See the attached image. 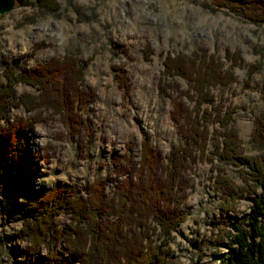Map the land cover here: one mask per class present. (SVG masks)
I'll list each match as a JSON object with an SVG mask.
<instances>
[{
	"label": "rangeland",
	"instance_id": "1",
	"mask_svg": "<svg viewBox=\"0 0 264 264\" xmlns=\"http://www.w3.org/2000/svg\"><path fill=\"white\" fill-rule=\"evenodd\" d=\"M66 55L86 65L82 86L95 94L82 107L80 131L70 134L66 113L24 105L21 97L38 98L40 92L22 82L12 85L17 105L8 107L0 121L39 120L26 130L25 150L9 173L8 192L0 195V264L27 262L32 242L22 238L25 217L19 207L29 196H42L55 186H77L78 194L86 195L85 187L95 179L107 180L110 193L115 183L133 176L124 155L129 152L138 166L145 138L166 165L171 150L184 143L172 100L181 97L189 107L195 105L185 95L194 93L188 82L166 71L170 59L190 62L214 55L232 72L236 81L212 93L232 112L229 127L237 133L240 155L264 163V137L255 132L264 113V21L212 0H16L0 15V84H7L10 70L17 75ZM253 66L257 69L250 73ZM119 68L128 79L127 93ZM218 126H209L206 153L199 152L184 170L178 202L172 205L186 214L183 222L165 236L150 221L154 243L167 252L164 264H221L218 257L232 244L233 225L242 222L241 228L250 230L243 217L261 189L247 165L218 158L215 143L224 146L225 139ZM215 128L222 136L215 138ZM218 169L235 186L227 190L230 194L215 187ZM70 215L63 208L52 217L51 234L59 232L60 239L44 241L34 264H78L64 238Z\"/></svg>",
	"mask_w": 264,
	"mask_h": 264
},
{
	"label": "trees",
	"instance_id": "2",
	"mask_svg": "<svg viewBox=\"0 0 264 264\" xmlns=\"http://www.w3.org/2000/svg\"><path fill=\"white\" fill-rule=\"evenodd\" d=\"M212 1L219 6H230L234 11L251 20L264 21V0ZM166 66L169 75L184 78L194 91L193 94H190V91L189 94H185L195 101L193 108L189 107L181 97L172 100L173 119L180 123L183 129L184 143L171 150L165 165L160 152L151 145L150 140L143 139L138 166L133 164V157L129 152L124 155L127 163L125 167L132 168L133 176H127L121 182L115 183L110 193L107 192V180L95 179L85 187L86 195H79L77 186H73L70 190L65 186H55L42 196H29L23 207L20 206L19 209L25 217L22 238L29 239L32 247L28 251L27 262L19 264H34L33 259L41 244L46 241L49 245L50 239L54 236L53 232L51 234L52 217L63 208L69 209L71 213L70 226L64 238L70 248H74L71 255L76 263L164 264L167 252L154 243L149 232L150 221L160 228L163 235L170 236L185 219L186 214L178 211L177 207L173 208L172 205L178 202L184 170L197 161L199 152L202 151V155L206 153L203 146L210 137L211 124H218V128L224 131V146L220 147L214 142L216 151H219L216 152L218 158L227 163L237 160L238 166L240 162L247 165L254 171L255 185L261 189L253 198L251 212L243 217V220H248L250 230L242 229V222H236L233 225L236 232L233 234L232 244L227 245V250L218 258L221 264H264V222H262L264 163L263 161L252 163L249 158L240 155L236 143L237 133L229 127L232 112L224 107L222 98L217 101L211 90L214 87H226L235 82L236 78L214 55L208 58L206 56L194 58L190 62L170 59L166 61ZM34 68L17 75L10 70L7 84H0V121L6 118L8 107L16 103L12 85L22 82L38 88L40 92L38 98L29 95L21 97L24 105L36 106L37 103L39 106H49L53 110L66 113L69 132L71 135H76L84 123L82 107L95 98L92 89L87 90L82 86L86 65L81 64L78 58L66 55L61 59L41 63ZM256 69L253 66L250 73H254ZM119 70L123 71L121 68ZM118 80L127 93L128 79L123 72L118 76ZM248 80H245L246 85H250ZM205 103L215 105L211 110L202 109L201 106ZM260 118L255 132L264 137V113ZM38 121L32 118L24 121L18 117L12 124H0V129L2 128L0 130V195L8 192L9 173L25 150L26 130ZM213 131L215 138L222 136L218 129L215 128ZM128 147L131 148L130 143ZM217 172L215 187L230 194L227 190L234 191L235 186H232L231 181L222 175V169H218ZM125 185L128 186L127 190ZM139 201L142 203L139 204ZM26 205L27 208H24ZM113 232L115 235H112ZM60 236L58 232L54 237L60 239ZM52 260L55 261L56 257Z\"/></svg>",
	"mask_w": 264,
	"mask_h": 264
},
{
	"label": "bare ground",
	"instance_id": "3",
	"mask_svg": "<svg viewBox=\"0 0 264 264\" xmlns=\"http://www.w3.org/2000/svg\"><path fill=\"white\" fill-rule=\"evenodd\" d=\"M47 66H48V65H47ZM59 68H60V67H59ZM34 69H35V68H34ZM44 69H45V68H44ZM54 69H55V68H54ZM38 70H39V69H38ZM56 79H57V78H56ZM12 80H13V79H12ZM65 84H66V83H65ZM42 85H43V84H42ZM71 91H72V90H71ZM58 103H59V102H58ZM4 116H5V115H4ZM4 119H5V118H4ZM15 121H16V120H15ZM6 128H7V127H6ZM1 129H2V128H1ZM1 129H0V130H1ZM10 130H11V129H10ZM8 131H9V130H8ZM3 135H4V134H3ZM7 135H8V134H7ZM1 138H2V137H1ZM4 139H5V138H4ZM3 146H4V145H3ZM10 147H11V145H10ZM10 147H9V148H10ZM10 149H11V148H10ZM8 150H9V149H8ZM13 154H14V153H13ZM126 154H127V153H126ZM9 155H11V154H9ZM0 157H1V156H0ZM24 157H25V156H24ZM15 159H16V158H15ZM130 161H131V160H130ZM130 164H131V163H130ZM33 170H34V169H33ZM0 173H1V172H0ZM0 180H1V179H0ZM17 182H18V181H17ZM132 184H134V183H132ZM1 186H2V185H1ZM100 186H101V185H100ZM125 186H126V185H125ZM127 187H128V186H126V189H125V190H127ZM2 188H3V187H1V189H2ZM95 188H96V187H95ZM97 188H98V187H97ZM90 189H91V188H90ZM93 189H94V188H93ZM96 190H97V189H96ZM123 190H124V189H123ZM141 190H142V189H141ZM93 191H94V190H93ZM133 191H134V190H133ZM88 192H89V191H88ZM149 192H150V191H149ZM118 193H120V192H118ZM123 193H124V192H123ZM93 194H94V193H93ZM121 194H122V193H121ZM125 194H126V193H125ZM97 195H98V194H97ZM116 195H117V194H116ZM118 195H119V194H118ZM129 195H130V194H129ZM141 195H142V194H141ZM6 196H7V195H6ZM98 197H100V196H98ZM120 198H121V197H120ZM130 198H131V197H130ZM48 199H49V198H48ZM100 199H101V197H100ZM149 201H150V200H149ZM3 202H4V201H3ZM137 202H138V201H137ZM11 203H13V202H11ZM109 203H110V202H109ZM140 203H142V201H141V202L139 201V204H140ZM149 203H150V202H149ZM143 204H144V203H143ZM150 204H151V203H150ZM5 205H6V204H5ZM141 205H142V204H141ZM121 206H122V205H121ZM132 206H133V205H132ZM136 206H137V205H136ZM175 206H176V205H175ZM9 207H10V206H9ZM22 207H23V206H22ZM113 207H114V206H113ZM147 207H148V206H147ZM147 207H146V208H147ZM45 208H46V207H45ZM88 208H89V207H88ZM90 208H91V207H90ZM151 208H152V207H151ZM37 210H38V209H37ZM116 210H117V209H116ZM116 210H115V211H116ZM132 210H133V209H132ZM145 210H146V209H145ZM161 210H162V209H161ZM5 211H7V210H5ZM117 211H118V210H117ZM119 211H120V210H119ZM158 211H159V210H158ZM158 211H157V212H158ZM107 212H108V211H107ZM149 213H150V212H149ZM35 214H36V213H35ZM121 214H122V213H121ZM121 214H120V215H121ZM125 214H126V213H125ZM161 214H162V213H161ZM155 215H156V214H155ZM121 218H122V217H121ZM125 218H126V217H125ZM160 219H161V218H160ZM126 220H127V219H126ZM171 221H172V220H171ZM117 222H118V221H117ZM140 223H141V222H140ZM110 224H111V223H110ZM150 225H151V224H150ZM119 226H120V225H119ZM132 227H133V226H132ZM59 229H60V228H59ZM112 229H113V228H112ZM51 230H52V229H51ZM114 230H115V229H114ZM22 232H23V231H22ZM25 232H26V231H25ZM103 232H104V231H103ZM131 232H132V231H131ZM117 233H118V232H117ZM121 233H122V232H121ZM42 234H43V233H42ZM119 234H120V232H119ZM138 234H139V233H138ZM59 235H60V233H59ZM112 235H115L114 232H113ZM140 235H141V234H140ZM140 235H139V236H140ZM110 236H111V234H110ZM58 237H59V236H58ZM53 238H54V237H53ZM119 239H121V238H119ZM113 242H114V241H113ZM149 243H150V242H149ZM95 244H96V243H95ZM75 245H76V244H75ZM93 246H94V245H93ZM159 246H160V245H159ZM47 247H48V246H47ZM106 247H107V246H106ZM155 247H156V246H155ZM93 248H94V247H93ZM150 248H151V247H150ZM97 249H98V246H97ZM105 249H106V248H105ZM70 250H71V249H70ZM166 250H167V249H166ZM98 251H99V250H98ZM100 251H102V250L100 249ZM122 251H123V250H122ZM150 251H151V250H150ZM80 253H81V252H80ZM98 253H100V252H98ZM148 253H149V252H148ZM148 253H147V254H148ZM144 254H145V253H144ZM54 255H55V254H54ZM81 256H82V255H81ZM145 256H146V255H145ZM69 258H70V257H69ZM134 262H135V261H134ZM138 263H139V262H138Z\"/></svg>",
	"mask_w": 264,
	"mask_h": 264
},
{
	"label": "water",
	"instance_id": "4",
	"mask_svg": "<svg viewBox=\"0 0 264 264\" xmlns=\"http://www.w3.org/2000/svg\"><path fill=\"white\" fill-rule=\"evenodd\" d=\"M16 0H0V15H3L15 6Z\"/></svg>",
	"mask_w": 264,
	"mask_h": 264
}]
</instances>
